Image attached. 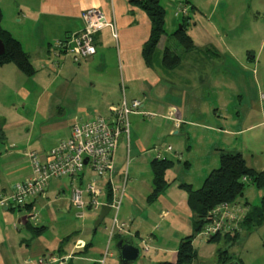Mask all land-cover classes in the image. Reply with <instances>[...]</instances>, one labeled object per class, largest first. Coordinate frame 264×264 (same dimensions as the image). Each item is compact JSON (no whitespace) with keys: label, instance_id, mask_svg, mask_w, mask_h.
<instances>
[{"label":"crops","instance_id":"0c3cea01","mask_svg":"<svg viewBox=\"0 0 264 264\" xmlns=\"http://www.w3.org/2000/svg\"><path fill=\"white\" fill-rule=\"evenodd\" d=\"M131 1L135 0H0L2 15L0 26L20 44L34 70L30 78L25 76V82L29 79H37L39 84L38 87L31 86V90L18 86L19 80H22L19 81L20 84H25L21 77L24 75L12 64L0 66V201L2 197L10 194L15 184L29 177L28 153L43 156L59 141L69 138L71 125L74 122L84 121L93 114H99L98 110L103 111V114L99 115L108 117L109 109L120 105L123 99L128 104L132 100L140 101L139 112L148 114L143 117L148 119L155 117L150 110L161 105L158 101L162 97L177 101L178 105L188 103L195 108L193 115L197 114L205 103H212V107L218 110L223 107L226 92L222 85L228 76L227 65L233 64L232 59L236 60L237 57L226 42L238 41L241 35L233 33L229 37L226 34L224 39L216 38L213 41L209 30L201 28L189 18L181 25L192 42V49L187 52L182 50L179 54L175 53L180 59L178 66L173 70H165L161 64L162 49H158L152 66L148 67L144 62L142 51L149 39L150 22L146 14L131 4ZM162 2L163 0H160L165 12L166 6ZM188 6L189 8L182 7L184 15L187 16L188 10L191 15L198 11L193 5ZM87 9L99 10L108 23H114L116 38L113 37L111 29L105 27L94 37L96 52L93 56L74 61L70 54L56 53L53 48L55 41L65 40L83 29L80 16ZM5 12L8 14H4ZM176 13H174L175 18L179 15L178 13L175 15ZM14 19H17L16 22ZM9 20L19 25L17 35L16 29L10 30L6 26V21ZM253 21V30L256 31L254 34H257L260 32V26L263 25L257 20ZM165 25L166 19H164ZM190 26L199 36L203 35L199 39V44L187 31ZM23 41H30L33 46H28L29 49H27ZM260 41L261 43L264 41V33ZM220 43L222 47L219 46ZM223 49L225 50L222 52ZM227 52L231 55H225ZM242 59V55H239L238 64L244 71H246L247 63L255 62L252 54L246 55L247 62ZM8 84L11 85L7 86ZM6 87H11L10 90L15 93V99L8 102V106L3 103L8 91ZM156 96L158 101L154 99ZM171 111L172 114H170ZM4 112L11 114L4 116ZM260 113H263L262 109ZM133 116L142 118L139 114ZM163 119L171 121L175 129H180L183 123H188L189 126L196 125L193 120H190L193 116H183L181 110L179 111L175 106L168 107ZM263 124L264 120L260 125ZM245 131L246 129L223 131V134L238 136ZM141 143L142 141L138 140L137 145L143 150ZM167 148L166 151H168ZM219 151L227 152L223 149ZM236 153L242 155L248 168L263 173L264 165L258 171L247 163L242 152ZM155 159L162 160V158ZM213 165L215 162L212 163ZM188 166L189 163L186 161L184 167ZM217 168L211 169L210 172ZM92 179H94L92 172L86 168L75 180H51L44 194L30 199L24 208L18 209L8 203H0V264H34L36 260L51 254L68 257L65 264H72L75 259L88 261L90 264H105L109 258L113 259V255L109 253L108 242L115 240L116 245L120 240L115 234L110 236L113 220L116 219L117 225L126 227L124 221H118L120 208L116 215L113 213L112 219H106V216L102 221L105 224L104 231L108 232L105 246L99 242V239L96 243L92 242V239L86 241L82 236L86 235L85 237L89 239L91 230L82 226L75 228L77 226L71 223L72 220H69L68 216L65 218V215L75 210L70 201L72 187H84ZM127 180L126 172L120 173L113 167L110 181L112 190L108 186L104 187L100 197L103 206H108L112 199H119L123 190L121 207ZM166 181L169 183L168 180ZM181 185H188L193 190L201 188L194 189L191 182L177 184L175 188L181 192L180 195L171 194L167 189L156 201L149 203L147 198L152 190L151 174V190L145 199L147 208L142 209L135 200L126 197L128 205L123 209L122 218L126 217L132 223L137 221L135 227L138 224L147 223L151 231L154 228H161L162 222L167 218H173L175 221L185 222L192 234L193 216L187 205V193L180 188ZM66 187L69 189L68 196L65 195ZM237 203L240 206L239 202ZM51 208L55 215L61 216L59 219H63V222L59 224L63 229L62 233L45 238L50 224H54V218L50 213ZM38 209L42 212H38ZM33 211L38 213L35 224L29 219L30 215L27 217L24 215L26 212L31 214ZM155 219L158 220L157 223ZM28 223L42 228L41 233L33 235L28 228ZM125 231L129 234L127 238L139 247L137 242L141 238L137 229L134 232L128 229ZM191 234L185 233L178 240L177 248L180 241ZM147 239L155 242L152 234L147 236ZM64 240L66 242L61 245L60 243ZM153 250L165 254L172 253L171 260L157 264L175 262L177 249L166 250L155 247ZM82 255L88 258L83 259ZM216 262L218 264V261Z\"/></svg>","mask_w":264,"mask_h":264},{"label":"rangeland","instance_id":"374dc122","mask_svg":"<svg viewBox=\"0 0 264 264\" xmlns=\"http://www.w3.org/2000/svg\"><path fill=\"white\" fill-rule=\"evenodd\" d=\"M162 3L166 6V25L164 30L167 36L164 46L176 54L181 53L182 48L170 35L179 29L182 22H186L189 18L191 22L209 30L213 36V41L216 38L218 40L224 39L226 34L229 37L233 33L241 36L238 41L226 42V45L231 47L230 50L237 57L236 60L232 57L233 59H231L234 63L227 65L229 69L228 76L223 81L224 85H222L226 92L225 103L219 110L212 107V103H205L200 108V111L193 115L195 108L189 106L188 103L184 102L178 105L177 101L170 100L167 97H162L158 101L159 99L156 96L154 99L161 105L150 110L151 114H155L154 118L148 119L140 116L137 118L133 115L128 117V137L123 135L120 139L114 158V167L120 173L126 172L128 178L123 203L118 213V221H124L126 224L125 230L128 229L134 232L137 229L141 238L137 242L140 248L139 259L132 264H157L158 262L171 260L172 253L154 252L153 248L159 247L166 250L173 248V250H176L178 240L185 233L191 234L185 222L175 221L173 218H167L162 222L161 228H154L153 231H151L147 223H141L135 227L137 221L132 223L126 217L122 218L123 209L128 205L126 197L135 200L137 205L142 206V209L144 207L147 208L145 199L151 190L149 162L152 159L166 158L173 163L166 173V180L169 182V188L167 187L166 190L168 189L169 193L175 195H180L181 193L175 188L177 184L191 182L194 189L202 186L208 172L218 167L220 149L227 152H242L247 163L257 168L258 171L264 165V124L260 125L264 120V41L262 42L263 44L260 41L264 33V0H163ZM188 5H193L197 8L198 11L192 14L193 16L196 15V17H193L189 10L187 11V16L181 13L182 7L187 6L189 8ZM175 12L179 14L176 18L174 17ZM4 14L7 15L8 13L5 12ZM184 16L186 17L184 18ZM16 20L14 19V22ZM253 20H257L263 25L260 26V32H257V34H254L256 31L253 30ZM6 22V26L10 30L16 29L15 34L17 35L19 25L14 24L13 20ZM192 28L190 26L187 31L194 36L195 41L199 44V39L203 35L199 36ZM247 31L249 33H246ZM23 42L27 49H29L28 46H33L30 41ZM219 46L222 47V43ZM248 51L249 53H247ZM249 54L254 55L255 62L247 63L246 71H244L238 64L239 55H242V60L247 62L246 55ZM225 55L231 54L227 52ZM21 77L25 82V76ZM10 79L12 80V78ZM19 81L18 86H24L30 90L33 85L39 86L37 79L27 80L25 82L26 85L20 84ZM10 85L8 84L7 86ZM10 88H5L8 90L3 99V103L6 106H8V102L15 99V93ZM155 92L158 93L157 90ZM173 106L179 111L181 110L183 116H193V119L190 120H193L196 125L189 126L188 123H183L180 129H175L171 121H165L163 117H165L168 107ZM261 109L263 113H260ZM98 112L103 114L102 110H98ZM9 114L11 113H3L4 116H10ZM143 121L144 123H142ZM243 129H246V131L238 136L223 134V131ZM138 140L142 141L143 150L137 145ZM167 147H170L171 150L166 151ZM186 161L189 163L187 168L184 167ZM213 162H215V165L212 166ZM65 191V195L68 196V187L65 188ZM263 196L264 190H258L253 183L247 182L243 196L238 198L237 201L241 206L247 202L248 206L246 207H258ZM48 207L50 208L51 206ZM100 210L85 209L82 211L83 219H77L75 214L78 212L73 210L71 214L65 215V218L68 216L69 220H72L71 223L77 226L75 228L82 226L87 230H91L89 239L85 237L86 235L82 236L86 241L92 239V242L96 243L99 239V242L105 246L108 232L104 231V222L94 229V223ZM246 210L248 209L246 208ZM39 211L42 212L38 209ZM32 213L37 217L38 213L36 211ZM50 213H52L54 218V224H50L49 230L44 236L45 238L60 234L63 229L59 225L63 222V219H59L61 216L55 215L52 208ZM24 215L27 217L30 213L26 212ZM112 218L113 212H110L106 219ZM157 222L158 220L155 219V223ZM240 222L237 223L238 229ZM109 225L110 223L106 226L109 227ZM239 233V238L233 244H224L222 240L219 242H207L212 236L206 239L197 235L192 241V246L196 252L193 264H217V250L219 249L221 251L225 250L229 259L238 261L240 264H264V223L257 228L241 229ZM151 234L154 236L155 242L147 239V236ZM108 247L113 259L109 258L105 264H120L115 240L109 241ZM84 256L82 255L81 257L83 259L88 258ZM72 264L90 263L75 259ZM218 264H220L219 261Z\"/></svg>","mask_w":264,"mask_h":264},{"label":"built area","instance_id":"2783aa9c","mask_svg":"<svg viewBox=\"0 0 264 264\" xmlns=\"http://www.w3.org/2000/svg\"><path fill=\"white\" fill-rule=\"evenodd\" d=\"M183 12L184 10H181V13ZM81 20L83 29L79 33L53 43L56 53L70 54L74 61L83 60L95 54L94 37L105 27H109L113 37L116 38L114 23H108L99 10L83 11ZM140 108V101L132 100L128 104L123 99L120 105L109 109L108 117L93 114L84 121L74 122L71 125L69 138L59 141L43 156L28 153L29 177L15 184L10 194L2 197L0 203H8L15 208H24L30 199L44 194L51 180L72 181L79 178L84 170L89 168L94 179L88 181L84 187H72L71 205L78 212L76 217L79 219L83 218L82 211L85 209H101L104 204L100 197L104 187L108 186L112 190L110 181L119 140L123 135L128 137V117L134 114L142 117L148 116V114L139 112ZM172 113L171 111L170 114ZM167 150L170 151L171 148L168 147ZM124 183L125 179L123 185ZM122 191L119 199H112L108 204L110 211L115 215L120 208ZM245 213L246 209L239 205L222 203L209 212L208 221L199 236L207 239L223 232L238 230L237 223L241 221ZM29 219L34 224L37 221L33 213L30 214ZM110 229V236L115 234L120 239L129 236L123 225L116 224V219L113 220ZM67 260L68 257L51 254L36 260L34 264H65Z\"/></svg>","mask_w":264,"mask_h":264},{"label":"trees","instance_id":"16d2710c","mask_svg":"<svg viewBox=\"0 0 264 264\" xmlns=\"http://www.w3.org/2000/svg\"><path fill=\"white\" fill-rule=\"evenodd\" d=\"M131 4L142 10L150 22L149 39L145 43L142 51L146 66H152L158 49L163 47L161 52L162 67L165 70L175 69L180 59L169 48L164 47L167 35L164 30L165 12L160 0H135L131 1ZM1 18L0 11V21ZM171 37L176 40L183 51L187 52L192 49V42L186 35L183 25ZM0 41L4 48L3 54L0 55V66L12 64L24 76L30 78L34 70L28 57L23 52L20 44L8 32L4 31L1 26ZM172 165V162L165 159H154L150 162L152 190L147 198L149 203L156 201L168 187L165 175ZM247 182L253 183L258 190H264L263 173H258L248 168L240 153L220 152L218 168L208 174L200 189L193 190L188 185H181L180 188L187 193V205L193 216L192 234L180 241L174 263L164 262L160 264H193L196 252L192 246V241L200 234L205 223L208 221L209 212L222 203L238 205L237 199L243 196ZM246 206H248L247 202L241 206L248 210H246V213L241 219L238 230L214 235L207 242H219L222 240L224 244H233L239 238L241 229L249 230L261 226L264 223V196L261 198L258 207L251 208ZM28 228L33 235L40 234L42 230V228L32 226L29 223ZM65 242L66 240L60 244L62 245ZM217 259L220 264H227L232 261L227 256V252L225 250L221 251L220 249L217 250Z\"/></svg>","mask_w":264,"mask_h":264},{"label":"water","instance_id":"95a60500","mask_svg":"<svg viewBox=\"0 0 264 264\" xmlns=\"http://www.w3.org/2000/svg\"><path fill=\"white\" fill-rule=\"evenodd\" d=\"M180 29V28H179ZM4 52L3 45L0 41V55ZM86 164V161L84 162ZM110 208L108 206H102L98 218L94 223V228H98L104 218L109 214ZM116 249L118 252V260L120 264H132L139 259L140 256V248L135 246L131 239H120L116 243ZM227 264H239L237 261H231Z\"/></svg>","mask_w":264,"mask_h":264}]
</instances>
